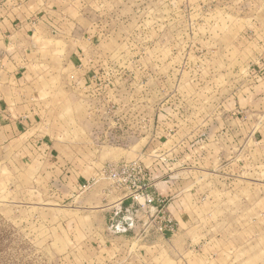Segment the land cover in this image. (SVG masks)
Masks as SVG:
<instances>
[{"label":"rangeland","instance_id":"obj_1","mask_svg":"<svg viewBox=\"0 0 264 264\" xmlns=\"http://www.w3.org/2000/svg\"><path fill=\"white\" fill-rule=\"evenodd\" d=\"M8 12L32 49L7 99L24 129L0 133V264L120 249L142 251L124 264H264V0H0ZM132 160L188 183L166 240L108 250L125 234L105 169Z\"/></svg>","mask_w":264,"mask_h":264},{"label":"crops","instance_id":"obj_2","mask_svg":"<svg viewBox=\"0 0 264 264\" xmlns=\"http://www.w3.org/2000/svg\"><path fill=\"white\" fill-rule=\"evenodd\" d=\"M6 14L8 15H0V133L6 136V140H9V137L11 136L9 135V129L22 127L20 123L23 121L21 119L14 122L12 121V113L7 99L15 98L17 95L13 96L14 93H17L15 92L16 89L13 86V83L20 82V79L23 77L18 75L17 71L22 68L21 61H24L23 57L26 56V59L28 58L27 51L32 49V45H26L30 36V29H28V25L21 22V25L17 24L15 26V19L9 16V12ZM16 19H19V17ZM7 22L10 23V26ZM26 22L28 21L26 20ZM10 68H14V71L11 72ZM18 88L20 90V87ZM22 129H24V127H22ZM156 164L157 163L152 164L150 172L152 177L156 179L154 190L167 197L168 201L165 210L167 214L175 220L176 218L173 217L174 210L177 209L175 205L178 198L183 195L184 186L188 183L187 177L184 175V172L182 173V171L177 168L173 169L168 167L166 171L160 173ZM119 199L120 198H117L113 203L109 204V207L107 208V210H111L113 212L111 218L114 219L115 222H122L123 217L129 214L127 209H131L136 217V225L127 234L119 236L120 241L118 240L119 237H115L114 240L111 241H106L108 250L114 249V247L119 245L121 241L123 242L124 239L126 242L123 243L122 246L132 241V243H138V248L141 246L153 247L155 246V243L167 239V237L162 238L158 235H153L148 233V231H145L146 223L150 220V214H148L144 208L138 204L132 203L130 200H125L121 203ZM155 211L156 208H152L151 214ZM110 245L112 246L111 248L109 247ZM114 251L112 250V252ZM125 252L126 251H124L125 255H121L120 249L118 255L122 262L116 261L117 263L115 264H124L127 258H138L140 257V253H142V251L139 252V249L134 252Z\"/></svg>","mask_w":264,"mask_h":264},{"label":"built area","instance_id":"obj_3","mask_svg":"<svg viewBox=\"0 0 264 264\" xmlns=\"http://www.w3.org/2000/svg\"><path fill=\"white\" fill-rule=\"evenodd\" d=\"M107 178L112 182L120 202L130 200L138 204L150 214V220L146 223L145 231L153 235L166 238L175 229V221L166 212L167 197L154 190L155 180H152L148 166L140 160L124 161L111 165L105 169ZM156 211L151 214V209ZM123 217V221L111 224L113 233L126 234L136 225V217L133 210Z\"/></svg>","mask_w":264,"mask_h":264}]
</instances>
